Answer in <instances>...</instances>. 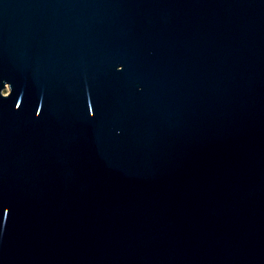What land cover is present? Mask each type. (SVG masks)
Instances as JSON below:
<instances>
[{
  "label": "water",
  "instance_id": "obj_1",
  "mask_svg": "<svg viewBox=\"0 0 264 264\" xmlns=\"http://www.w3.org/2000/svg\"><path fill=\"white\" fill-rule=\"evenodd\" d=\"M0 264H264V0H0Z\"/></svg>",
  "mask_w": 264,
  "mask_h": 264
},
{
  "label": "rangeland",
  "instance_id": "obj_2",
  "mask_svg": "<svg viewBox=\"0 0 264 264\" xmlns=\"http://www.w3.org/2000/svg\"><path fill=\"white\" fill-rule=\"evenodd\" d=\"M7 93V90H5L4 92H3V94H6Z\"/></svg>",
  "mask_w": 264,
  "mask_h": 264
}]
</instances>
